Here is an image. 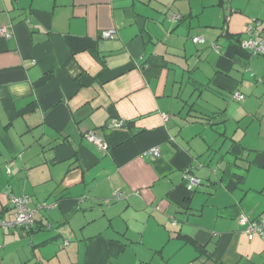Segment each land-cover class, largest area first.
<instances>
[{"label": "crops", "instance_id": "0c3cea01", "mask_svg": "<svg viewBox=\"0 0 264 264\" xmlns=\"http://www.w3.org/2000/svg\"><path fill=\"white\" fill-rule=\"evenodd\" d=\"M253 20L264 0H0V221L12 196L37 210L0 230V264H264L238 223L264 220Z\"/></svg>", "mask_w": 264, "mask_h": 264}, {"label": "built area", "instance_id": "2783aa9c", "mask_svg": "<svg viewBox=\"0 0 264 264\" xmlns=\"http://www.w3.org/2000/svg\"><path fill=\"white\" fill-rule=\"evenodd\" d=\"M171 20L173 22L179 21L180 16L173 15ZM261 23L262 22L260 20H253L245 27V33L249 37L242 42L241 48L248 51L252 55H264V34H260L257 38H254V31L257 28H261ZM114 33L115 32L113 30L101 32V37L103 39H109L113 37ZM0 36L3 38H8L10 35L5 29H0ZM192 42L195 44L203 43L204 40L200 37H194L192 38ZM211 47L214 51L218 52V49L215 45H212ZM231 99L242 102L244 97L239 93H233L231 95ZM122 126L123 122L121 120H113L108 124L107 128L115 129L121 128ZM83 138L99 149L103 147V141L95 131L85 133ZM146 153L157 157L159 155V150L158 148H153L148 150ZM183 178L186 181V190L188 192L193 191L199 186V180L188 172H185ZM119 197L120 195L118 191L115 192L114 199H119ZM10 202L13 207V219L10 222L0 221V230L6 227H31V225L35 222V214L37 210H31L28 208L29 198L27 196H12L10 198ZM44 208L47 207L45 205H41L37 209ZM238 223L241 226H244V234L249 240H251L254 236H259L264 241V220H250L245 214H241L238 218Z\"/></svg>", "mask_w": 264, "mask_h": 264}, {"label": "rangeland", "instance_id": "374dc122", "mask_svg": "<svg viewBox=\"0 0 264 264\" xmlns=\"http://www.w3.org/2000/svg\"><path fill=\"white\" fill-rule=\"evenodd\" d=\"M261 28H264V21L261 23ZM254 60H264V57L263 55H259L258 57H256ZM253 74L251 72H248V76L253 78L252 76ZM257 79V77L255 78ZM211 99H209L210 102H218V103H221V102H224L223 104V107L226 104H231L232 102H234L232 99H231V96L230 94H224V97L223 99H220L218 97H214L213 95H211ZM218 98V99H217ZM245 99H251L250 95L248 94H245ZM197 101V99H195ZM201 99H198V101H200ZM204 100H201V102L199 104H201L202 107H204ZM261 103H262V107H261V110H260V113L261 114H264V99L263 97L261 98ZM214 104V103H213ZM235 104H238V105H241L240 103H235ZM216 105V104H215ZM219 107V106H218ZM221 109V108H220ZM246 125V124H245ZM201 188V187H198V189Z\"/></svg>", "mask_w": 264, "mask_h": 264}, {"label": "trees", "instance_id": "16d2710c", "mask_svg": "<svg viewBox=\"0 0 264 264\" xmlns=\"http://www.w3.org/2000/svg\"><path fill=\"white\" fill-rule=\"evenodd\" d=\"M261 33V32H260ZM247 35V34H246ZM248 35H247V38L246 39H248ZM245 39V40H246ZM245 40H242V41H239L238 42V45H239V47H240V49H242L241 48V44H242V42L243 41H245ZM243 50V49H242ZM243 51H245L249 56H255V55H252V54H250L248 51H246V50H243ZM232 94H230V96H231ZM243 96V95H242ZM244 97V96H243ZM233 101H235V100H233ZM236 102H238V101H236ZM192 175V174H191ZM193 176V175H192ZM195 177V176H194ZM184 183H185V188H186V181L184 180ZM199 186H200V183H199ZM198 186V187H199ZM197 187V188H198ZM197 188H195L193 191H191V192H189V193H194V192H196L197 191ZM195 246V248H196V250L198 251V252H200V253H205V250H204V248L203 247H199V246H196V245H194Z\"/></svg>", "mask_w": 264, "mask_h": 264}]
</instances>
